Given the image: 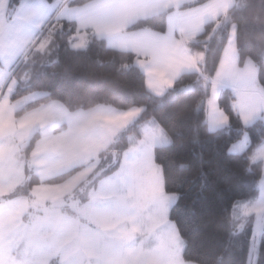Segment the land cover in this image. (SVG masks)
<instances>
[{"label":"rangeland","instance_id":"rangeland-1","mask_svg":"<svg viewBox=\"0 0 264 264\" xmlns=\"http://www.w3.org/2000/svg\"><path fill=\"white\" fill-rule=\"evenodd\" d=\"M133 1L120 0L124 5ZM135 1L118 9L113 0H98L71 14V8L62 7L61 2L26 0L10 16L9 0H0V196L26 183L23 152L37 133L40 141L30 165L42 182L34 188L31 200L20 198L0 204V264H189L182 259L184 245L169 220L178 197L165 193L162 169L154 161L155 148L172 141L155 120L144 128L140 142L132 138L131 148L112 161L111 166L121 162L116 174L103 180L98 189L89 185L110 167L102 168L101 154L108 152L143 109L70 111L60 102H51L17 116L46 97L39 92L15 99L35 75L39 57L54 50L56 34L63 30L64 22H79L78 32L70 39L74 50H85L95 36L111 49L134 54L151 92L163 96L182 75L195 71L192 60L198 66L204 58L198 51L192 52V60L187 57L176 36L175 20L189 46L192 41L200 42L206 26L217 23L235 5L234 0H212L179 14L177 10V18L175 13L168 17L166 34H159L129 29L140 20L172 11V2ZM174 1L182 7L199 0ZM81 27L86 31L81 33ZM236 40L234 26L215 80L262 90L255 64L248 60L243 68L238 65ZM220 93L213 88L206 103L212 132L229 124L219 107ZM263 95L237 97L236 110L245 126L264 120ZM64 125L66 129L56 133ZM249 144L246 135L230 152L242 154ZM252 162H264V145ZM79 167L85 168L64 184L44 183ZM260 190L259 198L237 207L240 223L256 217L249 264H257L256 246L264 232V178Z\"/></svg>","mask_w":264,"mask_h":264},{"label":"trees","instance_id":"trees-1","mask_svg":"<svg viewBox=\"0 0 264 264\" xmlns=\"http://www.w3.org/2000/svg\"><path fill=\"white\" fill-rule=\"evenodd\" d=\"M24 1L9 0L8 14H15ZM46 1L69 2V8L78 9L97 0ZM210 1L180 6L178 14ZM234 1L235 5L224 17L206 26L200 42L187 46L191 54L194 51L204 54L198 64L199 72L182 75L163 96L151 92L146 75L135 64L134 54L111 49L105 40L95 36L85 50H74L70 39L77 27L68 22L56 34L54 50L39 57L41 63L29 85L15 96L18 99L39 92L46 94L18 113L19 118L51 102H60L70 111L98 107L123 112L143 109L141 116L118 136L108 152L101 154L102 168L110 167L89 184L91 189H98L103 180L116 174L121 162L111 166L114 159L131 148L132 138L140 142L144 128L155 120L172 141L168 146L155 148L154 161L162 169L165 193L178 197L169 212V220L175 224L183 242L182 259L189 264H249L253 247V244L249 246V236L254 234L256 217L240 223L236 215L240 203L256 200L261 194L264 162L253 163L252 157L264 145V121L245 126L232 107L234 95L227 89L222 90L218 103L228 118V126L210 131L206 113L213 89L211 82L234 26L239 66L243 68L251 60L264 91V0ZM174 13L175 9L140 20L129 30L166 34L168 17ZM22 68L23 65L16 73ZM65 129V125L58 127L56 133ZM246 135L250 139L247 151L231 153V148ZM39 141L37 133L23 152L26 183L9 195L0 196V204L20 198L31 200L34 188L42 184L30 165ZM84 168H75L44 183L64 184Z\"/></svg>","mask_w":264,"mask_h":264},{"label":"crops","instance_id":"crops-1","mask_svg":"<svg viewBox=\"0 0 264 264\" xmlns=\"http://www.w3.org/2000/svg\"><path fill=\"white\" fill-rule=\"evenodd\" d=\"M98 1V0H97ZM171 2H172V4L174 5V8L173 9H175V18H177V10H178V8L180 7V6H177L176 5V3H175V1L174 0H170ZM96 2V1H95ZM136 1L134 0L133 2H131L130 4H127V5H124V4H122L121 2H120V0H113V4H116L117 3V5L116 6H118V9H120V8H125L126 6H128V5H134V3H135ZM24 3V2H23ZM22 3V4H23ZM68 3L69 2H65V3H62V7H64V8H67L68 7ZM94 3V2H93ZM22 4L20 5V7L22 6ZM92 4V3H91ZM90 5V4H89ZM88 6V5H87ZM87 6H85V7H87ZM19 7V8H20ZM18 8V9H19ZM172 9V10H173ZM18 11V10H17ZM75 11V9H70V12H71V14H74V13H72V12H74ZM84 23H85V21H83ZM74 23L76 24V27L78 28V27H80L79 26V22L78 21H74ZM81 29H82V31H81V33L82 32H84V31H86V29L85 28H83V27H81ZM91 30H88V32H90ZM77 32H78V29H77ZM175 32H176V36L178 37V39L179 40H181V42H182V46H183V50H184V52H185V54L187 55V57H189L191 60L193 59L192 58V54L188 51V48H187V45H186V42H184V38H183V32L181 31V29H180V27H179V25H178V23L176 22V20H175ZM191 44L193 43V41L192 42H190ZM226 49H225V51H224V54H223V57H222V60H221V63H220V66H219V69L221 68V66H222V63L224 62V60H225V57H226ZM239 59V58H238ZM203 61V60H202ZM192 62H193V66H194V68H195V71H199V69H198V66L196 65V63L192 60ZM246 64V63H245ZM238 65H239V60H238ZM245 66V65H244ZM219 69H218V71H219ZM194 71V72H195ZM218 73V72H217ZM216 77V76H215ZM213 88H217L219 91H221L222 92V90L223 89H227V90H230L232 93H233V95H234V102L232 103V107H233V109L237 112V110H236V99H237V97L238 96H249V95H256V96H261V95H263V92H262V90H257V91H253V90H249V89H245V88H240V87H236V86H234V85H232V84H229V82L227 83H225V82H220V81H217V80H215V78H214V81H213ZM221 94V93H220ZM220 96V95H219ZM261 99L264 101V95L261 97ZM264 121V120H263ZM208 126H209V130H210V125H209V122H208ZM228 126V124H226L225 126H223V128H225V127H227ZM222 129V128H221ZM217 130H220V129H215L213 132H215V131H217Z\"/></svg>","mask_w":264,"mask_h":264},{"label":"snow or ice","instance_id":"snow-or-ice-1","mask_svg":"<svg viewBox=\"0 0 264 264\" xmlns=\"http://www.w3.org/2000/svg\"><path fill=\"white\" fill-rule=\"evenodd\" d=\"M253 243V236H249V246ZM257 264H264V235L261 236L256 246Z\"/></svg>","mask_w":264,"mask_h":264}]
</instances>
